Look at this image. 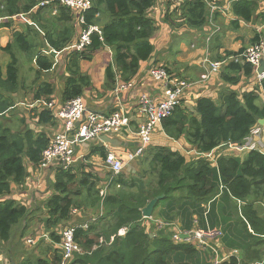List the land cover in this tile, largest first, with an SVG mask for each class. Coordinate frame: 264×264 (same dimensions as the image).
<instances>
[{"label": "trees", "instance_id": "obj_1", "mask_svg": "<svg viewBox=\"0 0 264 264\" xmlns=\"http://www.w3.org/2000/svg\"><path fill=\"white\" fill-rule=\"evenodd\" d=\"M40 1L0 0V17L28 12ZM154 1L92 0L91 7L83 14L84 24H79L80 28L99 22L96 15L101 10L109 19L100 28L101 39L93 33L85 50H66L64 100L83 98L85 89L91 87L90 77L80 70L79 61L91 59L94 51L104 44L113 49L120 76L124 80L133 76L139 62L147 60L153 50L149 37L155 26L147 11ZM218 1L185 0L179 7L181 18L189 28L202 27L207 22L208 4ZM54 5L56 14L61 15L53 17L58 27L45 32L44 39L50 49L62 50L71 44L74 28L70 23L73 19L67 15L69 9L58 1ZM255 8L254 0H234L230 10L238 18L250 21ZM41 9L39 6L36 13ZM61 20H65V24H61ZM12 37L13 41L4 48L10 60L5 72L0 68V116L4 118L12 110L13 95L20 87L18 60L12 47L25 53H30L33 48L28 34L13 31ZM258 39L256 34L253 43ZM39 53L36 55V74L49 70L53 63L52 56ZM253 75L250 64L230 62L222 69L221 78L228 86L221 91L218 102L199 97L195 113H191L180 106V101L162 119V131L171 140L183 139L187 149L196 154L191 160L187 161L179 150L169 145L150 142L142 153L144 169L134 175L124 169L111 176L105 195L99 194L97 179L90 172L78 174L69 168L58 169L52 193L44 201V225L52 245L46 249V257H39L35 262L23 260L19 264H60L61 224L68 221L72 209L79 206H101L102 213L87 228L79 227L74 231V241L83 252L74 253L68 264H212L207 250L184 240H172L177 224L181 231L206 225L220 227L221 242L226 250L241 249L247 257L254 253L253 244H264V208L261 207L264 205L261 203L264 202V153L255 149L241 157L236 151L230 155L215 153L222 146L242 145L252 128L258 126L257 120L264 117V80L256 81L249 90L238 88L241 79L249 80ZM105 77L106 86L112 88L114 72L111 65L106 68ZM52 94V85L40 82L33 98ZM28 117L35 118L38 124H50L54 119L51 109L47 108L39 111L29 108ZM51 140L45 132H36L27 126L22 130H13L10 125L0 126V242L7 241L12 226L29 213L25 205L2 198L12 192V185L24 183L28 175L25 162L38 166L41 151ZM90 153L106 156L102 148L92 149ZM209 153L212 157L207 156ZM158 195L163 197L156 202L152 219L144 218L141 209ZM234 211L237 217H234ZM148 221L152 222L156 232L151 230ZM160 223L168 225L160 227ZM122 227H126V231L119 235L118 230ZM219 256L223 255L219 253ZM218 264L240 263L231 253Z\"/></svg>", "mask_w": 264, "mask_h": 264}, {"label": "crops", "instance_id": "obj_2", "mask_svg": "<svg viewBox=\"0 0 264 264\" xmlns=\"http://www.w3.org/2000/svg\"><path fill=\"white\" fill-rule=\"evenodd\" d=\"M55 1L57 0H49V3L44 5L38 4L25 13L20 12L10 17H0V68L2 72H5L4 70L8 63V58L3 56V54H7L10 60V55L4 48L7 43L13 41V31L28 34L33 44L32 49L36 50L35 53H25L16 46L12 47V51L18 60L17 65L19 63L21 65L20 70L18 69L20 87L13 95L14 106L11 111L7 112V116L4 119L14 129L22 130L27 126L36 132H45L51 139L57 134L62 133L63 122L53 115L54 119L50 124H38L35 118L28 117V109L33 108L39 111L41 108L48 109V104H51V111L54 114V110L65 101L62 97V90L67 75V46L62 50H58L60 51L58 53L53 51L54 49H50L44 39L45 32L54 29L53 27H58V23L53 21V17H60L61 15L56 14ZM233 1L219 0L218 3H215L221 6L222 10H212L209 3L206 24L199 28H189L181 18L182 15L179 10L180 4L185 2V0H155L154 4L147 11V16L151 18L155 26L154 31L149 37L153 50L147 60L139 62L138 69L129 80H124L120 76V71H118L114 63L113 49L108 45L104 44L97 48L92 54L91 59L79 61L80 70L87 73L91 81V87L85 89L83 92L84 100L83 98L82 100L86 108L100 116H106L121 106L126 112L128 127L103 134L111 139V143L104 142L100 139V136L78 143L73 150V161L68 164L67 168L72 169L78 174L82 172L93 174L94 178L97 179L96 189L99 187V194L105 195L112 174L104 163V158L98 153L90 152L92 149L102 148L105 150V153L112 152L116 157L125 162L127 154L137 148L139 138L136 130L139 124L146 119V114L141 110L139 105L141 96H146L154 102H158L164 98L167 92L165 84L149 74L151 67L161 66L169 76L182 78L191 83L184 90L181 97L180 106L183 109L195 113L194 108L199 97H208L218 102L221 91L228 86L221 78L222 69L231 61H227L218 72L211 74L205 80L201 79V75L205 72L204 61L206 59L222 60L231 54L239 53L251 45L256 34H258L259 38L264 37V0H254L256 8L250 21H245L233 15L230 10ZM39 6L43 8L36 13ZM43 10H47V12L45 13ZM67 15L72 16L73 19L69 23L74 28L71 40V43H74L78 39L82 27L80 28L76 12L70 10ZM96 16L100 18V21L95 24L99 28L109 19V16L103 10ZM8 23L9 25H7ZM60 23L65 24V20H61ZM20 52L22 53V58L17 56ZM38 52H40V55L52 56L53 63L49 70L36 74V55ZM109 65H111L114 72L112 88L106 86L105 71ZM23 69H28V72H22ZM40 82H49L52 85L53 94L50 97L33 98L35 87ZM256 84L254 74L249 80L245 78L241 79L238 88L240 90H249ZM117 86L122 87L118 95L114 92ZM21 119L23 122H21ZM18 125L19 129L16 128ZM255 130H258V132L254 133ZM249 141L255 143L260 150H264V125L258 124V126L252 128L243 144ZM151 144L169 145L179 150L187 161L196 155L193 151H190L191 149H187V145L183 139L177 141L171 140L162 131L161 124L154 127L151 134ZM219 148L215 153L222 155H230L236 151V154H239L241 157L247 152V150H244L240 153L237 148L226 146ZM142 157L143 155L126 163V172L134 175L143 170ZM25 166L28 175L24 183L12 185V192L2 199H14L25 205L29 211L28 215L19 222L21 225V234L19 236L22 237V231L27 228H30L32 235L23 240L20 238V240L25 245H33L30 248L34 249L35 247L36 250L38 239L43 237L41 244L44 243L47 247L45 246L44 251L40 254L35 251L36 253L33 255L31 251V255H19V260L14 261L12 256L15 255L16 245L15 242L8 244V239L5 242H0V264H19L16 262L27 260L28 258H31L30 260L35 262L39 257H46V249L52 245L49 231L45 230L44 225L46 217L44 201L52 193L54 176L58 169H61V164L52 162L48 166L42 167L25 162ZM237 205H239V202H237ZM100 212L102 213L101 206L98 208L91 206L74 207L70 219L61 224L62 231L71 225L79 226L86 223L88 226L90 222L100 216ZM147 224L156 232L152 222L148 221ZM215 227L218 226L216 225ZM125 231L126 227H122L118 230V234L123 235ZM29 240H32V242H29ZM216 246L218 247V253L220 251V254L223 253V256L234 252L237 255H241V264L245 263L246 252L244 250H226L224 245H222L221 238L216 240ZM225 251L226 253H224Z\"/></svg>", "mask_w": 264, "mask_h": 264}, {"label": "built area", "instance_id": "obj_3", "mask_svg": "<svg viewBox=\"0 0 264 264\" xmlns=\"http://www.w3.org/2000/svg\"><path fill=\"white\" fill-rule=\"evenodd\" d=\"M59 4L69 10L78 14L80 24H84V12H86L92 5V0H57ZM49 3V0L40 1L39 5ZM212 10H222L223 8L215 3H210ZM96 33L101 39L100 28L95 24L86 25L82 27L78 39L69 44L66 49L81 52L86 49L91 43V35ZM60 52L58 50H53ZM227 61L235 63H248L253 67L255 79L258 83L264 80V69L258 73L257 68L261 62H264V39L259 38L256 42L244 48L241 52L231 54L222 60L204 61L205 72L201 75V79H207L211 74L220 70V68ZM149 74L156 80L161 81L167 87V92L162 100L154 102L146 96H141L139 105L141 110L146 114V119L139 124L136 134L139 138V145L133 151L127 154L126 161L123 162L116 157L112 152H107L104 158V163L108 166L110 173L113 175L126 169V163L140 157L146 146L151 142V134L156 125L161 124L162 119L168 116L171 111L180 103L184 90L189 87L190 82L182 78L171 77L166 70L161 66L151 67ZM122 89L117 86L114 90L115 94ZM47 104V103H46ZM48 109H51V104H48ZM55 118L63 122L62 133L57 134L50 143L43 148L40 154L39 165L46 167L52 162L61 164V167L66 169L68 164L73 161L74 147L84 140L94 139L108 132H115L124 127H128V118L123 107L119 106L109 115L100 116L94 111L86 108V105L81 97H73L65 100L60 107L54 110ZM255 130L254 133H257ZM237 148L238 151L255 149L264 153V150L257 148L253 142H247L243 145L231 146ZM212 157L211 153L207 154ZM208 207H206L207 209ZM168 224L160 223V227H166ZM87 228V224L71 225L65 228L61 233L60 247L62 251V261L60 264H68L74 253H82V248L74 241V231L79 228ZM176 231L172 234V240L179 242L184 240L190 242L195 241L196 248L207 250L211 255L218 256V247L216 240L220 238L222 232L219 228L195 227L191 231H181L176 225ZM186 238H182L180 234H189ZM32 242V240H29ZM215 243V244H214ZM209 250V251H208ZM228 257V256H227ZM227 257L222 256L215 260L214 264H218Z\"/></svg>", "mask_w": 264, "mask_h": 264}, {"label": "rangeland", "instance_id": "obj_4", "mask_svg": "<svg viewBox=\"0 0 264 264\" xmlns=\"http://www.w3.org/2000/svg\"><path fill=\"white\" fill-rule=\"evenodd\" d=\"M43 8V7H42ZM45 13L47 12V10H43ZM36 52V50H34V49H32L31 51H30V53H35ZM3 56H5L6 58H8V61H9V56L7 55V54H3ZM19 58H22V53L20 52L18 55H17ZM20 62H21V60H20ZM20 68H21V65H20V63L18 64V69L20 70ZM28 72V69H23L22 70V72ZM6 125H8L7 124V120L6 119H4V117H2V118H0V126H2V127H6ZM11 128H12V126H11ZM16 128H18L19 129V125L18 126H16ZM13 130H17V129H14V128H12ZM239 152V151H238ZM240 153H242V152H240ZM221 190V189H220ZM219 198V197H218ZM261 203H264V202H261ZM234 204H236L237 205V202H235L234 201ZM236 205H234V206H236ZM262 208H264V205L263 206H261ZM260 207V208H261ZM36 215H38V214H36ZM234 217H237V212L236 211H234ZM199 218V217H198ZM21 225H20V223H17V224H15V225H13L12 226V228H11V230H10V236H9V240H8V244H13L14 242H15V245H16V249H15V255L14 256H12V259H14V261H17V260H19V255H23V256H26V255H31V251L33 252L32 254L34 255L36 252L37 253H41L42 251H44V249H45V246L47 247V245L46 244H44V243H42L41 244V240H43V237H40L38 240V243H37V249L35 250V247H34V249H31L30 247H32L33 245H30V246H28V245H25L24 243H23V239L24 238H27L29 235H32V231H30V228H27V229H25L24 231H22V237H20L19 236V234H21V227H20ZM179 226V225H178ZM152 230V229H151ZM189 236H191V233H189ZM18 238H19V240H18ZM20 238H22V240H20ZM101 240V239H100ZM20 241V242H19ZM190 243L192 244V245H196V243H195V241H193V240H190ZM215 244V243H214ZM253 246H255V247H253V250H254V253H252L249 257H247V256H245L246 257V261H245V263L244 264H264V245L263 244H260V243H257V244H253ZM29 247V248H28ZM222 249H223V247H222ZM219 250H220V248H219ZM224 250V249H223ZM36 251V252H35ZM209 251V250H208ZM219 253H220V251H219ZM224 253H226V251L224 252ZM234 253V252H233ZM209 254V253H208ZM210 255V259H211V262H212V264H214V262H215V260H218L219 258H221L220 256H219V254H217L218 256L216 257V255L214 254V255H211V254H209ZM221 255H223V253H221ZM234 255L238 258V261H239V263L241 264L242 262H241V255H237V253H234ZM228 255H226L225 257H227ZM8 257H10V256H8ZM259 258H261V259H259ZM31 258H28L27 260H29V261H32L33 262V260H30ZM20 261H18V262H16V263H19Z\"/></svg>", "mask_w": 264, "mask_h": 264}, {"label": "water", "instance_id": "obj_5", "mask_svg": "<svg viewBox=\"0 0 264 264\" xmlns=\"http://www.w3.org/2000/svg\"><path fill=\"white\" fill-rule=\"evenodd\" d=\"M264 69V62H261L259 67L257 68V72L260 73L262 72V70ZM257 123L259 125H264V117L263 118H259L257 120ZM100 139L103 140L104 142L106 143H111V139L106 136V135H101L100 136ZM163 195H158V196H155L154 198L150 199L148 201V203L141 209V213H142V216L144 218H151V215H152V211H153V208L156 204V202L159 200V199H162ZM189 234H180V236L182 238H186Z\"/></svg>", "mask_w": 264, "mask_h": 264}]
</instances>
